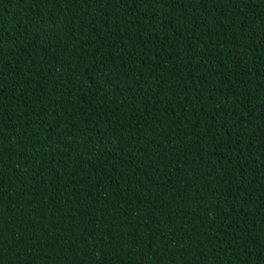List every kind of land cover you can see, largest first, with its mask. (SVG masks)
I'll return each instance as SVG.
<instances>
[{
	"label": "trees",
	"instance_id": "16d2710c",
	"mask_svg": "<svg viewBox=\"0 0 264 264\" xmlns=\"http://www.w3.org/2000/svg\"><path fill=\"white\" fill-rule=\"evenodd\" d=\"M0 264H264V0H0Z\"/></svg>",
	"mask_w": 264,
	"mask_h": 264
}]
</instances>
